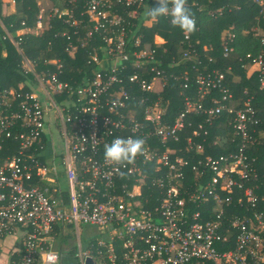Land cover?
Here are the masks:
<instances>
[{
  "label": "built area",
  "instance_id": "1",
  "mask_svg": "<svg viewBox=\"0 0 264 264\" xmlns=\"http://www.w3.org/2000/svg\"><path fill=\"white\" fill-rule=\"evenodd\" d=\"M252 1L264 6V0ZM148 2L88 0L94 30L103 34L106 45L104 57L91 53L90 61L98 67L85 82L73 85L60 79L57 71L48 70L35 73L36 89L20 84L0 89V253L6 238L18 236L13 264L57 263L61 257L57 242L70 226L78 247L75 255L82 264L88 258L93 264H264V156L250 153L263 143L264 102L256 105L254 96L245 91L238 105L227 72H199L196 93L182 92L185 106L170 119L160 100L145 94L157 92L153 79H160L163 88L166 84L154 64L155 50L147 45L129 49L127 40L132 19ZM168 2L171 7L172 0ZM199 3L185 1L186 7ZM120 4L131 7L128 16L120 12ZM191 17L196 26V17ZM42 23L41 12L38 24ZM0 24L3 37L21 51L25 32L15 39L1 17ZM21 25L26 27V21ZM229 37L233 39L234 34ZM138 38L134 46L142 44ZM185 38L190 33L185 32ZM77 48L72 44L71 52ZM232 50L224 43L223 56ZM245 59L257 66L264 86L263 54L247 52ZM45 63L56 64L57 70L63 66L56 58ZM151 72L156 74L148 79ZM175 78L185 79L183 86L189 87L187 71ZM215 88L218 96L211 95ZM193 113L202 116L197 124L189 119ZM220 116L228 118L219 126L230 134H218L213 144L237 143V147L227 154L198 159L192 166L197 180L185 196L181 185L189 161L176 153L172 143L193 125L187 142L203 151L208 127ZM55 127L63 139L61 150L48 136ZM128 136L142 138L145 152L123 166L107 161L104 144ZM194 136H203V142ZM144 165H153L160 173L150 179L160 191L151 208L145 204L150 199L144 197L149 178ZM135 173L129 186L123 177ZM61 175L68 190L60 183ZM235 206L244 208L242 216L232 212ZM83 224L98 229L89 233L86 248L81 239Z\"/></svg>",
  "mask_w": 264,
  "mask_h": 264
},
{
  "label": "trees",
  "instance_id": "2",
  "mask_svg": "<svg viewBox=\"0 0 264 264\" xmlns=\"http://www.w3.org/2000/svg\"><path fill=\"white\" fill-rule=\"evenodd\" d=\"M60 1V2H59ZM62 4L61 2H64ZM192 3L194 0H185ZM199 5H189L187 8L190 15L196 17L195 30L190 32V38H185V32L173 26L170 22V16H159L151 24H147L149 15L147 9L157 6L153 0H149L147 6L142 7V12L137 18L132 19V29L127 34L129 49H140L147 45L155 50V65L165 76L166 84L162 91L154 93H145L153 99H159L161 104L168 110L170 119L184 108L183 94L193 96L196 93V75L200 72L203 74L212 73L213 70L227 72L229 86L235 97V103L240 104L241 97L245 96L247 90L249 95H254L256 104L264 102V88H260L258 70L247 74V68L243 67V62L238 56H245L247 52L253 55L263 53L264 58V6L254 3L252 0H199ZM57 5L60 8H69L71 13L63 14L60 12L45 11L43 18V28L41 32L34 34L22 35L21 48L18 50L16 45L9 37H3L5 30L0 24V89L11 87L18 88V83H28L34 78L33 73L26 72L23 67V57L26 55L33 63L37 71H57L60 79L69 81L73 85L85 82L86 78L91 77L92 72L98 65L90 61L91 53L95 49L100 57H104V47L106 41L101 32L94 30L93 22L87 12L88 0H58ZM220 7V10L218 9ZM41 5L36 0H17L16 11L13 14H3V2L0 0V17L17 39L16 28L21 25L23 20L27 26H34L38 19ZM131 7L125 4L119 5V10L128 16L127 12ZM77 24H73V20ZM147 19V20H146ZM145 21V22H144ZM233 26L236 33L235 38L230 39L226 31ZM260 26L263 32L256 34L255 27ZM133 30V31H132ZM77 31V33H75ZM91 32L90 35L88 33ZM159 35L165 39L164 43H155V36ZM140 36L141 45L134 46L136 37ZM78 37H80L78 39ZM85 41L86 45H81ZM234 45L228 57L223 56L224 43ZM77 44V50L72 54L71 45ZM157 44V45H156ZM209 46L208 50L204 46ZM188 52V56L186 53ZM24 54V56H23ZM59 59L63 66L57 70L56 64L45 63L48 59ZM231 67V72L228 67ZM131 74L133 69L128 70ZM189 74V87L183 86L185 79L175 78L176 75ZM26 72V73H25ZM155 72L148 73L146 77L151 79ZM236 74L240 77L237 78ZM238 79H234V77ZM136 92L140 95L138 89ZM219 89H212L211 95L218 96ZM206 115H203V117ZM189 119L193 124H197L201 115L193 113ZM228 120L225 116L217 118L213 126H209V132L206 140L203 142V136H194L198 141L204 143L203 151H197L195 147L191 148L187 142L186 135L192 134L193 125L181 133V140L172 143L176 153L184 156L189 165L185 167V180L181 185L183 195L187 196L185 191H191L194 186L192 183L197 180L192 168L198 159H203L207 154L220 155L227 154L237 147V143L213 144L214 138L218 134H227L224 124ZM232 129V128H231ZM224 139H222L223 141ZM225 144V146H224ZM250 153L258 155L262 159L264 156V139L263 143L258 144L250 149ZM176 154L172 155L175 156ZM141 164L140 160L138 161ZM143 171L147 172L149 178L144 193V197L150 200L146 202L147 207H152L156 201L157 193H160L157 186L151 185V178L158 177L159 172L144 165ZM138 173L125 175L123 180L132 186L134 178ZM121 184H119V189ZM195 209V206H193ZM192 210V207L190 208ZM244 208L240 206L233 207L235 216H242ZM71 226L67 232L61 235V241H68L73 237Z\"/></svg>",
  "mask_w": 264,
  "mask_h": 264
},
{
  "label": "crops",
  "instance_id": "3",
  "mask_svg": "<svg viewBox=\"0 0 264 264\" xmlns=\"http://www.w3.org/2000/svg\"><path fill=\"white\" fill-rule=\"evenodd\" d=\"M36 1H37L38 4L41 5L39 14L42 12L43 18L45 16L44 13H45L46 10H48L47 12L53 11L54 13H58L60 11H61V13H64V12L65 13H71V10L69 8H60L57 5L58 0H36ZM68 1L69 2H72L73 0H68ZM2 2H3V14L4 15L13 14L16 11V3L7 2V1H4V0H2ZM61 3L64 4L65 1L64 2H61ZM218 9L220 10V7ZM39 14H38V16H39ZM148 20H150V19H148ZM233 28L234 27L231 26V28L230 29H227L226 31L229 34H231V33L234 34V37L233 38H235L236 33H235V31H234ZM42 29H43V23H42V26H41L40 24H38V19H37V22L35 23L34 26H31V27L26 26V27H24V26L20 25L18 28H16V34L19 35L20 33H24V32H25V34H34V33H37L38 34L39 32L42 31ZM255 31H256L255 33L256 34H259V35H260L261 32H263L261 30L260 26L255 27ZM156 37L159 38V39H162L164 41V38L163 37H161L159 35H156ZM156 37L154 39V42L158 44V43H160V41L156 40ZM163 41H161V43ZM230 45L233 47V50H234V48H235L234 45H232V44H230ZM204 49L205 50H208L209 49V46L205 45L204 46ZM260 54H263V53L261 52ZM244 57L245 56H242V55H239L238 56L239 60H241L242 62L243 61H246V62H243V65L242 66L247 68V74L250 75V74H252L253 71L257 70V68H256L255 64H253L250 60H247V59L243 60ZM26 58H28V57L26 56ZM254 67H255V69H254ZM228 69H230V72H231V67L230 66L228 67ZM216 70H218V69H216ZM260 74H261V72H260ZM262 74L264 75V71H263ZM236 76H237V78L240 77L239 74H236ZM236 76L234 77V79H237ZM259 81H260V88L261 89L264 88V86H262V84H261V78L260 77H259ZM227 83H229L228 80H227ZM154 85H155L156 91L157 92H160L159 91L160 89L158 90V88H160V80L159 79L156 78L154 80ZM162 90H163V87H162ZM245 96L244 97H241V100L244 99ZM256 105H259L260 106V104H256ZM226 130H228V129H226ZM229 134H230V132L227 133V135H229ZM261 134H262L261 136H264V134L262 132H261ZM94 228L96 229V231H92L91 233H97L98 232V229L96 227H94ZM89 237H90V235H89ZM63 243L64 242L61 241V237H60L59 241L57 242V246L61 250V257H60L59 261L57 263H55V264H82L80 262L79 258H77V256L74 255V253L69 252V251H66V250L63 249V247H62L63 246ZM19 246H20V240H19L18 236H10V237L6 238L4 240V242H3V251L0 253V264H13V256L12 255H13V253L15 252V250ZM87 264H93V260H92V263H89L87 261Z\"/></svg>",
  "mask_w": 264,
  "mask_h": 264
},
{
  "label": "clouds",
  "instance_id": "4",
  "mask_svg": "<svg viewBox=\"0 0 264 264\" xmlns=\"http://www.w3.org/2000/svg\"><path fill=\"white\" fill-rule=\"evenodd\" d=\"M149 16H170V22L181 31L190 33L195 30V21L185 5V0H172L171 7L168 0H158L155 7H151ZM145 152V142L142 138L114 137L110 143L104 144V158L116 165H127L135 161L138 155Z\"/></svg>",
  "mask_w": 264,
  "mask_h": 264
},
{
  "label": "rangeland",
  "instance_id": "5",
  "mask_svg": "<svg viewBox=\"0 0 264 264\" xmlns=\"http://www.w3.org/2000/svg\"><path fill=\"white\" fill-rule=\"evenodd\" d=\"M148 10V9H147ZM145 22V21H144ZM153 22V20L152 19H150V20H148L147 22H145V23H147V24H151ZM44 28H45V26H44ZM43 28V29H44ZM42 29V30H43ZM139 38H140V36H138ZM156 37V36H155ZM139 38H138V40H139ZM156 40H158V41H160V43H161V41H163L162 39H159V38H157L156 37ZM165 42V39H164V41L162 42V43H164ZM21 52H22V49H21ZM97 51L94 49L93 51H92V54H95ZM74 52H72V54H73ZM23 56H24V54H23ZM23 67L26 69L25 71L26 72H31V73H33V76L35 75V73L36 74H39V73H41V72H39V71H37L36 69H35V63H33V62H31V60L30 59H28V58H26V56H24L23 57ZM25 64V65H24ZM256 66V65H255ZM256 68H257V66H256ZM254 69H255V67H254ZM253 69V70H254ZM34 71V72H33ZM25 72V73H26ZM160 80V79H159ZM33 81H36V80H34V78H32L28 83H26V82H20V83H18V85L20 84V85H26V86H29L30 88H32V89H36L35 87H34V85H33ZM153 83H154V79H153ZM38 85H39V83H38ZM162 85H163V82H161V80H160V88H158V90L159 91H162ZM37 87V86H36ZM154 87H155V85H154ZM38 88V87H37ZM49 136V139L51 140V141H53L54 142V144H55V147L58 149V150H61L62 149V142H63V139H62V136H61V134H60V132H59V130L55 127V129L53 128L52 129V136L51 135H48ZM60 183H61V185H62V187H63V189H65V190H68V188H69V186H68V182H67V180H66V178L63 176V175H61V177H60ZM72 231V230H71ZM92 231H96V229L92 226V225H88V224H83L82 226H81V239H82V245H83V248H86V241H88L89 240V233H91ZM73 233V237L72 238H70L68 241H65L64 243H63V249L64 250H66V251H69V252H72V253H74V255L76 254V252L78 251V247H77V243H76V239H75V234H74V231H72Z\"/></svg>",
  "mask_w": 264,
  "mask_h": 264
},
{
  "label": "water",
  "instance_id": "6",
  "mask_svg": "<svg viewBox=\"0 0 264 264\" xmlns=\"http://www.w3.org/2000/svg\"><path fill=\"white\" fill-rule=\"evenodd\" d=\"M89 263H92V259L91 258H88L87 260Z\"/></svg>",
  "mask_w": 264,
  "mask_h": 264
}]
</instances>
